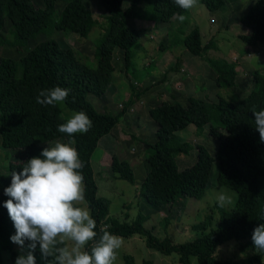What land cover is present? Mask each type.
Listing matches in <instances>:
<instances>
[{"label": "trees", "instance_id": "obj_1", "mask_svg": "<svg viewBox=\"0 0 264 264\" xmlns=\"http://www.w3.org/2000/svg\"><path fill=\"white\" fill-rule=\"evenodd\" d=\"M42 7H36L32 0H0V21L10 23L9 36H1L0 46H10L20 54L19 60L0 58V145L6 150H30L29 158L38 157L47 143L68 137L57 131V126L66 121L57 105L40 106L36 97L41 90L53 87L69 89V96L63 103L72 111H83L92 121V128L86 134H76L73 145L84 162V183L86 199L91 215L97 223L96 231L107 230L122 238L139 236L147 248L164 256L176 254V264H225L219 260L218 251L227 243L235 241L242 253V264H264L262 254H256L251 241L255 227L264 223L260 220V210L264 208V143L254 128L253 109H264V72L252 73V89L247 96L237 102H228L216 96L211 116L206 103L194 97L186 104L161 102L150 109L149 118L156 125L155 141L149 144L151 153L146 158L150 171L158 174L155 183L142 182L138 194L156 208L179 206L184 198L201 200L208 188L212 168L216 164L215 186L227 188L236 193L232 208L226 209L215 203L218 213L216 224L213 216L207 215L203 222L194 225L193 230L201 234L185 243H174L169 237L158 239L152 230L146 228L147 221L141 215L130 224L108 217L109 202L97 195V185L91 165V157L98 143L118 124L121 115H112L105 110L97 111L88 101L89 97L101 99L112 82L113 53L123 52L125 69H129L134 57L135 46L139 43L138 30L129 25L130 20H141L155 24L170 22L176 14H188L178 8L173 0H99L105 11L104 25L100 26L82 0H68L54 20L56 3L60 0H41ZM210 13L221 10L225 0H200ZM239 23L247 29V34L238 39L247 46L264 45V0H254ZM100 26L102 34L95 39L94 67L81 61L69 48H62L56 40L40 42L25 52L30 40L39 34L51 35L54 31L70 32L80 38H88L93 29ZM172 41L181 43L185 51L200 57L214 49V42L202 43L197 28ZM162 48V45H160ZM212 61V60H211ZM226 61H212L210 67L216 74L215 84L220 91H230L235 86L237 65ZM193 127L200 136L207 129L208 137L218 142L215 154L201 144L193 146L181 140L179 132ZM195 149V161L179 170L178 157L189 155ZM21 163L10 162L6 172L0 170V249L8 251L11 264H15L17 254L10 236L15 234L7 210L3 207L8 199L3 189L11 182L10 172H19ZM110 170L115 179L135 183L130 165L112 155ZM168 222V220H167ZM167 224V223H166ZM215 225V227H214ZM39 254L37 250L35 252ZM50 259V258H49ZM126 264H134L131 257H124ZM194 261V263H193ZM0 264L3 260L0 255ZM36 264H38L36 260ZM46 264V261H45ZM143 264H152L144 261Z\"/></svg>", "mask_w": 264, "mask_h": 264}, {"label": "rangeland", "instance_id": "obj_2", "mask_svg": "<svg viewBox=\"0 0 264 264\" xmlns=\"http://www.w3.org/2000/svg\"><path fill=\"white\" fill-rule=\"evenodd\" d=\"M32 1L36 7H42L41 0ZM67 1L68 0H60L58 3H56V15L54 16V20L57 18V15H59L60 11L62 10L63 6L66 4ZM82 1L86 5V7L91 10L93 17L98 21L100 26L104 25L106 13L101 8L99 0ZM253 1L254 0H225L226 4L221 9V11L219 10V12L217 11L216 13L210 15L204 6H199L201 5L199 0V5L196 8L188 11V14L183 22L179 21L175 17L173 25H176L177 29L181 27V32L186 35L185 32L190 30V26L187 27L186 25L195 24V26L200 32L203 44L208 43V39L210 38L208 36L210 34H215V36L212 37V40L214 42V49H217L219 51L216 53L214 51H210L204 54L206 60L203 63H205L206 67L209 68L211 66L210 63L212 62L211 59L218 60V62L227 61V58L231 59L233 55L239 54L243 50L244 44L238 39V37L241 31H243L245 28L241 24H237V22L239 18L246 14ZM210 16H212L211 18H213V20H210ZM0 23L2 26L1 36L3 38H11V36H9L10 23L7 20H2L0 21ZM130 24L131 27H136L135 29L141 32V36H143L141 41L149 39L145 36L146 28L147 30H150L148 34L149 37H152V35L154 34L153 37L150 38L151 44L148 45L147 48L150 49L149 47H153L154 50H156L154 54H156L157 56L162 55L163 53L158 51L162 50L163 48H161L160 46L162 44L161 38L163 39L162 42L165 43V46L169 48V45H171L172 41H178L177 37L178 39H182L183 36L180 34V32L177 33V36L176 34H174L177 29H175L174 31L168 30L167 36L164 39L163 37H159L155 33H150L153 30L152 24H146L145 22L139 23L138 25V23H136L134 20H130L129 25ZM161 25L162 26L158 27L165 28L166 30L171 27L169 23L166 25ZM100 26L93 29L92 33L88 36V38L85 39L80 38L77 35L72 34L68 31H54L53 33H51V35H47L45 33L39 34L34 40L29 41L28 47L26 48L24 53H26L27 50L33 48L40 42L56 40L62 48L72 49L78 55L77 57L81 59L82 62L93 68V56L95 49L94 40H97V38L100 37L102 34V28ZM221 26H223L222 28H224V30H221ZM218 30L219 32H217ZM158 43L161 44L158 46ZM137 45L135 46V48H132L134 49V52H136V49L139 47V45ZM259 48L263 49V51L258 57L260 60L257 61L256 65L250 62H247L246 65L244 63H238L237 66L241 68H237V71L238 74L241 75L242 79H245L246 75L247 78H250L248 76V72H253V70L251 71V69H264V45ZM114 54V62L112 59V65L114 67L113 74L119 76L117 79L125 81L127 78L128 70L125 69L122 50L116 48L113 53V57ZM216 54L218 55V57ZM141 57L138 58L136 56L130 60V74L135 75L132 70H135L137 72L135 64L137 62L141 63L143 61ZM0 58H11L14 60H19L20 54H18L15 48L4 45L0 46ZM199 59L200 58H198V60ZM253 62L256 63L255 59ZM249 65H251V69L247 68L250 67ZM119 72L124 74V76L123 74H121L123 78H120V75L118 74ZM134 77H136V75ZM158 78L159 75L156 78L155 82L159 80ZM207 81L208 82H206L205 85H199L196 86V88H194V86L190 87L189 85V87L193 89V95L199 96L202 100H204L208 111L211 113V116L215 117L214 109L211 104H213L215 100V93L217 94L218 90L214 86L213 82H211L209 79ZM131 83L134 84L135 81L131 80L130 84ZM133 86L134 87L132 88V92L138 89L137 85L135 86L134 84ZM237 87L238 88L235 87V89H231L230 91H220V93L222 94L220 96L228 102H237L238 100H241L242 98L247 96V94L252 88L251 83L242 85L239 82L237 84ZM129 91L130 89L128 85H124L123 88L120 87L119 91L117 90V93H112V96L110 95L111 92L107 93V95L109 94L112 99V102L108 100L107 103L111 102L110 104L113 105L114 109L108 113L112 115H118L119 113L121 114L123 111L125 113L129 110V105L125 104V102H127V98L130 96V94L126 92ZM189 94H191V92ZM105 96L106 95H104L103 97ZM176 100L179 101L182 105L186 104V99H181L178 97L176 98ZM88 101L94 106L97 111L104 110V107L102 105V99L99 100L94 97H89ZM58 106L61 108L62 116L67 119L70 113H72V111L68 110L64 106V104H60ZM135 107L136 105L134 104V108ZM142 112L146 114L144 109ZM141 121H144L143 124H145V122L147 121V117L142 118ZM118 127L123 129L129 128L131 130L130 132L134 134L128 131L129 137L127 138V143H122L121 146H116L114 145L115 141H112L110 149L106 146L104 147L103 139L101 142L98 143V146L96 147L91 157V165L94 172V179L97 185V195L101 198H105L109 202L108 217H110L111 219H115L119 222H125L130 224L136 220L138 215H141L147 220L144 223V226L152 230L153 235L156 238L162 240L166 237H169L174 243H185L192 241L193 239H195L196 236L201 234L200 232H195L193 230V226L203 222L207 215H212L214 219L213 224H216L218 219V213L214 208V205L215 203H218V195L223 194L230 199V203L226 204L224 208L230 209L233 207L237 199L236 193L227 188H217L215 186V177L217 171L216 164H214L212 168V174L209 178L208 188L204 197L201 200L184 198L183 200H181L179 206H174L172 208H169V206L156 208L149 205L146 200L138 194V188L142 182L147 181L150 184H153L158 179V174L155 171H150L146 164V158L151 153L149 144H152L155 139L153 140V136L148 134H146L145 136L142 135L140 132H138V126L127 125L126 122H120L117 128ZM153 131L154 130L151 129V132ZM207 133V129H205L200 136H197V134H195L194 128L189 127L185 131L178 133V136L181 138L182 141L190 143L193 148L196 145L201 144L204 145L210 151L211 154H215L218 142L208 137ZM132 135L136 137H132ZM55 141L63 142L62 140ZM108 141L109 138L107 140V144ZM52 142L47 143V145L49 147L52 146ZM120 148L125 149L126 152H128L129 148V153L132 155V157L136 158L137 162L139 159L138 163L142 164L141 170L138 167H134V169L131 168L135 176L134 184H130L127 181L121 179H115L110 170L111 157L112 155L118 153V151L116 150H119ZM30 153V150H6L3 149L0 145V166L6 167L7 164L10 162L23 164L28 160ZM195 155V149H192L189 155H182L178 157L177 165L179 163V170H182L184 167L190 166L195 161ZM0 170L2 172H6V168H0ZM123 240V246L121 247V249L118 250V259L116 261V264H126L124 260L125 256L131 257L134 261V264H143L144 261H151L152 264L177 263L178 256L176 254L164 256L158 252H155L147 248L144 239L139 236H134L132 238H123ZM234 243L235 241L229 242L227 243V245L221 247L218 251L219 260L225 262V264H242V258L245 255H243L237 250V245L231 246ZM14 250L17 255L20 254L17 245L14 246ZM0 255L3 260V264H11V257L8 251L0 249ZM34 255L38 264H45V261L41 259L40 253H34ZM262 261L264 262V254H262Z\"/></svg>", "mask_w": 264, "mask_h": 264}, {"label": "clouds", "instance_id": "obj_3", "mask_svg": "<svg viewBox=\"0 0 264 264\" xmlns=\"http://www.w3.org/2000/svg\"><path fill=\"white\" fill-rule=\"evenodd\" d=\"M187 12L199 5V0H173ZM202 6V5H199ZM183 22L184 15L176 14ZM255 57L257 64L258 57ZM69 89L59 86L39 91L36 103L40 106L63 104ZM254 128L264 143V109H253ZM93 124L83 111L72 112L57 131L65 134L67 143L54 141L38 157L22 164V170L12 171L10 185L3 189L8 197L3 207L7 210L15 234L10 242L18 246L15 264H36L34 253L38 250L46 264H116L118 250L124 240L102 228L98 234L97 223L91 215L86 199L84 162L73 146L76 134H86ZM220 207L230 199L220 194ZM264 221V208L260 210ZM251 241L254 252L264 254V223L254 228ZM50 258V259H49Z\"/></svg>", "mask_w": 264, "mask_h": 264}, {"label": "crops", "instance_id": "obj_4", "mask_svg": "<svg viewBox=\"0 0 264 264\" xmlns=\"http://www.w3.org/2000/svg\"><path fill=\"white\" fill-rule=\"evenodd\" d=\"M208 13L210 15L214 14V13H210V12H208ZM211 17L212 16H210V18ZM174 18L172 19V21L170 20V22H168L171 25V27H169V29H167V30L165 28L158 27V26H162L161 24H154L152 22L141 21V20H136L135 22L138 23V25H139V23H145V22H146V24H152V29H153L152 31L153 32L151 31L150 33H155L159 37H163L165 39V37L167 36L168 30L174 31L175 29H177V26L173 25V21L175 20ZM210 20H213V18H211ZM168 23H165L164 25H166ZM237 24H240L239 20H238ZM186 26L187 27L190 26V30L185 32L186 34H188L193 29L197 28L195 26V24H192V25L187 24ZM222 27L223 26H221V30H224V28H222ZM149 31L150 30H147V28H146V35L145 36L149 39L143 40V41H141L143 36H141L142 35L141 32L138 31L140 34V39H139V43H138L139 47L136 49V52H134V57L137 56L139 58L143 55L141 57L143 59V61L141 63L137 62L135 64V67L137 68V72L135 70H132L135 73L136 77H134L135 75H132L129 73V69H127L128 70L127 71V78L125 81L117 79L119 76L112 73V82H111V86L108 90V92H111L110 95L112 96V93H117V90L119 91L120 87L123 88L124 85H128L130 91L126 92V93L130 94V96L127 98V102H125V104L129 105V107H128L129 110L126 111L124 114L122 113L123 115H121L118 124L110 131V133L107 136H105L104 138H102L100 140V142H101L104 139L103 140L104 147L106 146L109 149L111 148L110 145H111L112 141H115L114 145H116V146H118V145L121 146L122 143H127V138L129 137L128 131L130 132L131 130L129 128H127V129H123L120 127L117 128V126L119 125L120 122H126L127 125L138 126V129H139L138 132H140L144 136L146 134L151 135V136H153L152 138L154 140L155 139L154 133L156 130V125L149 118V115H148L149 110L154 108L155 106L159 105L161 102H177V103H180L179 101L176 100V98H178V97L181 99H186V101L190 97L201 99V97L193 95L194 93H193V89L190 88L191 86L192 87L194 86V88H196V86L205 85L206 82H208L207 80L209 79L211 82L214 83V86L218 90V93L217 94L215 93L214 99L216 100L217 95H222L220 93V90L217 88V86L215 84L216 74L214 73V71L210 67L209 68L206 67L205 63H203L206 60V58L204 57V54L200 57L193 56V55L189 54L187 51L185 52L184 47L180 43H177L175 45H169V48H168L167 46H165V43L162 42L163 39L161 38V43L164 46L161 43H158V46L161 44L163 47L162 50H158V51L163 52V53H162V55L157 56L156 54H154V52L156 50H154L153 47H149L150 49L147 48V46L151 44L150 38H152L154 35L153 34L152 37L151 36L149 37L148 36ZM217 32H219V30ZM247 33H248L247 29H244L243 31H241L240 34H247ZM214 36H215V34L214 35L210 34L208 36V37H210L209 38L210 40L208 39V42L213 41L212 37H214ZM259 49H260L259 47H250V46L244 45L243 50L239 54L233 55L231 59L226 57L228 59L226 62L233 63L234 61H236V63H235L236 65H238V63L239 64L244 63L246 65L247 62H250V63H254V65H256V63L253 62L255 59V57H253V56L259 57L261 55L263 49H260V50ZM210 51H214L216 53L219 50L210 49L206 53H208ZM243 51H244V53H243ZM150 52H152V53H150ZM122 55H123V52H122ZM217 57H218V55H217ZM114 58H115V54L113 57V62H114ZM198 58H200V59L198 60ZM211 60L212 61H218V60H213V59H211ZM258 60H260V59H258ZM249 66L250 67H247V68L251 69V65H249ZM236 67L241 68L238 66H236ZM252 70H253V72L256 70H260L261 72H264V69H251V71ZM253 72H248V76L250 78H247V75H246V78L242 79L241 75H239L238 71H237L235 86L232 89H235V87L238 88L237 87L238 82L241 83L242 85L251 83V87H252V73ZM118 74L120 75V78H123L121 75L123 73L119 72ZM158 75H159V78H158L159 80H157L155 82ZM123 76H124V74H123ZM131 80L135 81L134 84H135V86L137 85V88H138L134 92H132V88L134 87L133 86L134 84H132V83L130 84ZM247 80H248V82H247ZM189 85H190V87H189ZM190 92H191V94H189ZM107 93L105 94L106 96L101 98V99L103 100L102 105L104 107V110L106 112H110L111 110H114V109H113V105L110 104L112 102L111 101L112 99H111L109 94H108L109 95V97H108ZM108 100H110L111 102L107 103ZM215 100H214V102H215ZM134 104L136 105L135 108H134ZM143 109L145 110L146 114H144L142 112ZM139 110H140V112H139ZM144 117H147V121L145 122V124H143L144 121H141V119ZM151 129L154 131L151 132ZM130 133H132V132H130ZM179 133H181V132H179ZM132 134H134V133H132ZM139 136H140V134H139ZM130 137H131V135H130ZM132 137H136V136L132 135ZM108 138H109V141L107 144ZM116 151H118V153H116L117 155L116 154H114V155L119 160L126 161L132 169H134V167H138L141 170L142 164L138 163L139 159L137 162L136 158L132 157V155L129 153V151H130L129 148H128V152H126L125 149H123V148H120L119 150L117 149ZM119 151H120V153H119ZM178 167H179V163H178ZM184 168H186V167H184ZM137 187H138V185H137Z\"/></svg>", "mask_w": 264, "mask_h": 264}]
</instances>
